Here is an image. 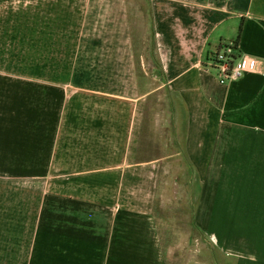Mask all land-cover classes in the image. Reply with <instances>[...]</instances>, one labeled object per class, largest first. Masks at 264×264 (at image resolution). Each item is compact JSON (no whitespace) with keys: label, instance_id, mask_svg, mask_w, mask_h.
<instances>
[{"label":"crops","instance_id":"0c3cea01","mask_svg":"<svg viewBox=\"0 0 264 264\" xmlns=\"http://www.w3.org/2000/svg\"><path fill=\"white\" fill-rule=\"evenodd\" d=\"M227 45L264 61V0H0V264H168L173 155L195 264H264V64L220 84Z\"/></svg>","mask_w":264,"mask_h":264},{"label":"rangeland","instance_id":"374dc122","mask_svg":"<svg viewBox=\"0 0 264 264\" xmlns=\"http://www.w3.org/2000/svg\"><path fill=\"white\" fill-rule=\"evenodd\" d=\"M159 94L150 97L153 104L163 112ZM154 200V216L161 237L163 250L169 252L168 264H195L196 252L203 255L211 250L203 234L193 224L196 178L187 162L180 155L162 162L157 179ZM204 257V256H202ZM205 264H212L204 257Z\"/></svg>","mask_w":264,"mask_h":264},{"label":"built area","instance_id":"2783aa9c","mask_svg":"<svg viewBox=\"0 0 264 264\" xmlns=\"http://www.w3.org/2000/svg\"><path fill=\"white\" fill-rule=\"evenodd\" d=\"M212 66L217 70L218 82L222 85L235 83L248 73L259 72L264 61L247 54H237L234 45L219 49L212 59Z\"/></svg>","mask_w":264,"mask_h":264},{"label":"trees","instance_id":"16d2710c","mask_svg":"<svg viewBox=\"0 0 264 264\" xmlns=\"http://www.w3.org/2000/svg\"><path fill=\"white\" fill-rule=\"evenodd\" d=\"M238 40H239V37H238Z\"/></svg>","mask_w":264,"mask_h":264}]
</instances>
